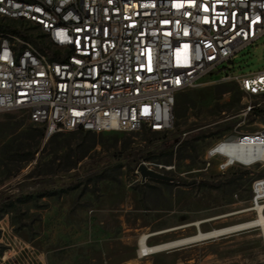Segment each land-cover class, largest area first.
I'll list each match as a JSON object with an SVG mask.
<instances>
[{
	"label": "rangeland",
	"instance_id": "374dc122",
	"mask_svg": "<svg viewBox=\"0 0 264 264\" xmlns=\"http://www.w3.org/2000/svg\"><path fill=\"white\" fill-rule=\"evenodd\" d=\"M0 22L32 28L19 20ZM224 65L234 74L264 70V36ZM248 105L255 109L244 114ZM263 127L264 94L249 95L233 79L180 91L174 128L161 132L47 135L24 110L0 112V249L2 240L16 236L33 245L44 264H264L258 226L138 256L144 233L196 220L208 230L258 215L251 198L264 163L220 170L225 158L210 150L223 138ZM145 163L171 179L143 178L139 167ZM196 229L179 227L149 243Z\"/></svg>",
	"mask_w": 264,
	"mask_h": 264
},
{
	"label": "built area",
	"instance_id": "2783aa9c",
	"mask_svg": "<svg viewBox=\"0 0 264 264\" xmlns=\"http://www.w3.org/2000/svg\"><path fill=\"white\" fill-rule=\"evenodd\" d=\"M0 19L32 27L0 30V112L24 110L47 135L171 130L178 93L203 82L233 79L264 94V70L224 65L264 36V0H0ZM254 133L264 141V127ZM223 157L220 170L242 164ZM260 203L264 177L253 183L251 208ZM2 243L0 264L45 263L21 238Z\"/></svg>",
	"mask_w": 264,
	"mask_h": 264
},
{
	"label": "bare ground",
	"instance_id": "6f19581e",
	"mask_svg": "<svg viewBox=\"0 0 264 264\" xmlns=\"http://www.w3.org/2000/svg\"><path fill=\"white\" fill-rule=\"evenodd\" d=\"M247 135L249 136L244 143H242V136ZM261 136H264V133H260ZM257 133H246L241 136H237L234 139H228L225 143L217 146L215 149L211 150L214 151H221L222 155L226 157V163H231L232 161H239L242 164H253L256 162L264 163V141H260ZM264 204H259L257 206L258 215L255 218L229 224L223 227H215L212 229L205 230L201 227V224L204 220H196L190 223H186L179 227H187V226H196V231L190 235H186L183 237H179L176 239H171L164 241L162 243H158L152 245L149 243V238L151 236L167 232L170 230L177 229L179 227H173L166 230H160L157 232L152 233H144L139 239V258H145L146 256L162 252L165 250H170L173 248L185 246L188 244L205 241L212 238H218L221 236L230 235L232 233H236L243 229L251 228L254 226H258L261 229L263 241H264ZM248 209H244L241 211H236L234 213L247 211Z\"/></svg>",
	"mask_w": 264,
	"mask_h": 264
},
{
	"label": "water",
	"instance_id": "95a60500",
	"mask_svg": "<svg viewBox=\"0 0 264 264\" xmlns=\"http://www.w3.org/2000/svg\"><path fill=\"white\" fill-rule=\"evenodd\" d=\"M139 170L143 178L150 177V178H156V179H162V180L171 179L170 176L160 171L148 168L146 164H141L139 167Z\"/></svg>",
	"mask_w": 264,
	"mask_h": 264
},
{
	"label": "trees",
	"instance_id": "16d2710c",
	"mask_svg": "<svg viewBox=\"0 0 264 264\" xmlns=\"http://www.w3.org/2000/svg\"><path fill=\"white\" fill-rule=\"evenodd\" d=\"M21 22L23 23V20H21ZM11 25H6L5 23H1L0 22V30L2 29V27H4V29H6V30H11V27H10ZM42 49H46L44 46H42ZM145 130H149V131H152V130H150V129H147V128H144ZM75 131H78L79 133H81V134H84V135H92V136H96L97 134V132H94V131H90V130H85V129H83V128H80V129H78V130H75ZM156 132V131H155ZM153 179H156V178H153ZM158 180V179H157Z\"/></svg>",
	"mask_w": 264,
	"mask_h": 264
}]
</instances>
